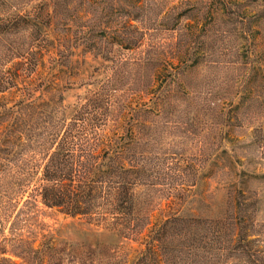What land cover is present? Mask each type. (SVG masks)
<instances>
[{
	"label": "rangeland",
	"instance_id": "rangeland-1",
	"mask_svg": "<svg viewBox=\"0 0 264 264\" xmlns=\"http://www.w3.org/2000/svg\"><path fill=\"white\" fill-rule=\"evenodd\" d=\"M34 1L13 5L23 10ZM117 1L124 8L108 16L114 0H75L66 20L53 25L58 34L102 32L130 11L143 37L135 50L113 47L115 64L123 61L116 73L114 63L74 44L66 67L47 63L33 75L44 82L36 100L49 102L42 113L56 124L49 130L47 118L27 117L17 128L21 139L0 154V264H50L48 247L75 245L83 247V262L63 253L54 264H132L141 250L140 240L47 208L32 194L69 110L108 78L104 133L195 175L181 186L164 170L155 184L135 189L136 212L149 225L172 214L223 218L233 184L254 194L264 221V0ZM145 50L154 65L135 69ZM151 83L153 94L145 89ZM0 97L7 107L18 99L13 92Z\"/></svg>",
	"mask_w": 264,
	"mask_h": 264
},
{
	"label": "trees",
	"instance_id": "trees-1",
	"mask_svg": "<svg viewBox=\"0 0 264 264\" xmlns=\"http://www.w3.org/2000/svg\"><path fill=\"white\" fill-rule=\"evenodd\" d=\"M73 1L36 0L27 9L18 10L13 0H0V96L10 92L18 95L9 107L0 103V130L4 132L0 137V154L7 143L21 139L17 128L27 117L43 116L42 119H48L45 124L49 130L55 127L56 119L42 113L49 102L36 100L35 94L44 84L36 79L39 68H47V63L51 68L66 67L71 47L82 44L102 61L114 63L110 68L116 73L123 61L115 64L113 47L132 51L142 40L143 33L131 23L135 19L130 11L102 32L54 33L53 25L66 20ZM114 1L105 8V15L124 8ZM99 33L102 35L97 39ZM147 51L136 60L135 69L144 71L154 65L146 59ZM159 68L153 69L152 78L157 77ZM51 75L57 77L56 73ZM111 83L108 78L69 110L68 121L63 123L41 167L39 183L32 194L47 208L86 218L126 239L140 240L142 248L132 264H264V221L256 217L259 200L234 184L228 192L223 218L172 214L149 225L136 212L138 186L155 184L164 170H173L175 175L170 176L181 186L192 183L195 175H189L186 166L166 165L160 157L142 155L137 151L139 144L131 145L132 140L104 133ZM155 88L152 83L145 87L150 94ZM153 96L156 102L160 99L157 94ZM62 249L65 252L48 247L50 264L63 253L68 259L83 262L84 250L80 245Z\"/></svg>",
	"mask_w": 264,
	"mask_h": 264
}]
</instances>
